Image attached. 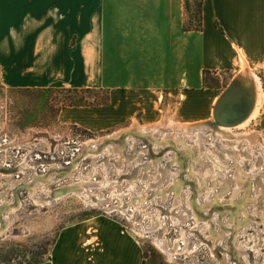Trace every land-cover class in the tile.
Listing matches in <instances>:
<instances>
[{
  "label": "rangeland",
  "instance_id": "374dc122",
  "mask_svg": "<svg viewBox=\"0 0 264 264\" xmlns=\"http://www.w3.org/2000/svg\"><path fill=\"white\" fill-rule=\"evenodd\" d=\"M237 76L210 75L220 93ZM253 78L264 91V71ZM47 89L0 82V264L47 261L62 228L93 217L133 234L143 264H264V100L232 128L172 111L148 123L126 108L114 130L138 122L150 137L89 146L112 131L60 124L59 111L69 100L108 105L110 91ZM152 134L182 140L156 145Z\"/></svg>",
  "mask_w": 264,
  "mask_h": 264
},
{
  "label": "crops",
  "instance_id": "0c3cea01",
  "mask_svg": "<svg viewBox=\"0 0 264 264\" xmlns=\"http://www.w3.org/2000/svg\"><path fill=\"white\" fill-rule=\"evenodd\" d=\"M185 2L0 0V82L110 91L108 105L59 111L60 124L92 131L130 129L114 130L126 108L148 123L170 111L210 121L222 93L204 86L205 70L264 71V0H204L202 30L185 29ZM50 256L40 264H143L136 237L103 217L62 228Z\"/></svg>",
  "mask_w": 264,
  "mask_h": 264
},
{
  "label": "bare ground",
  "instance_id": "6f19581e",
  "mask_svg": "<svg viewBox=\"0 0 264 264\" xmlns=\"http://www.w3.org/2000/svg\"><path fill=\"white\" fill-rule=\"evenodd\" d=\"M240 80H238V88L240 87V90H233L234 93H231L230 90L233 88H230L229 90H227L226 94L231 96V99L227 102H231L232 104L229 105V107L225 110V116H232L231 111V106L233 105H238V110L241 111V113L243 112V114L246 115L245 119L243 121H241L240 123L236 124V125H229L228 120L227 119H219L216 115L217 112H215V109L213 111V118L210 121L204 122V123H199L193 126H201V125H205L209 122L215 123L217 124V126L222 127V128H232V127H241L244 126L245 124H247L248 122H250L252 119H254L257 116V113L260 109V104H261V100H262V95H263V91L260 89V87H258V90L256 89V83H255V79L253 78V76L250 73H245L242 77L239 78ZM236 81V80H235ZM233 86V85H232ZM220 96L217 99L216 105H218L219 101H220ZM240 105V106H239ZM228 118V117H227ZM231 118V117H230ZM220 129V128H219ZM224 130V129H223ZM231 130V129H230ZM149 129H147V127L144 126H140V125H134L133 127H130V129H126V131H119L118 133L115 134H108L98 140H96V142L88 144L89 146L92 144H96L99 142H104V139H111V140H118L121 137H124L123 135H126L125 137H129V138H134L135 137V133H138L139 135H143L144 137L149 136L148 133ZM186 130H184L185 132ZM188 131V129H187ZM153 133V132H151ZM181 133V132H180ZM176 135V134H175ZM153 136V139L156 143V145H159L161 143H165L170 145L169 143L171 142H178L182 139L178 138V137H174V136H166L163 138H157L156 134L155 135H151ZM177 136V135H176ZM160 137V136H159ZM173 137V138H171ZM152 138V137H151ZM161 146V145H160ZM165 146V145H164ZM216 162V161H215ZM153 219V218H152ZM163 227V226H162ZM156 244L158 247L162 248L164 251L169 250L172 254H173V250L168 247L167 243L165 240L159 238L156 240ZM176 251V250H175Z\"/></svg>",
  "mask_w": 264,
  "mask_h": 264
},
{
  "label": "trees",
  "instance_id": "16d2710c",
  "mask_svg": "<svg viewBox=\"0 0 264 264\" xmlns=\"http://www.w3.org/2000/svg\"><path fill=\"white\" fill-rule=\"evenodd\" d=\"M203 4L204 0H186L185 2V9H186V21H185V29L186 30H202L203 28ZM213 72L209 70L204 71L203 75V80H204V86L213 88L212 82L213 79L210 77ZM66 91H80L79 89H65ZM45 90V89H44ZM47 90H57V88H49ZM84 90V89H81ZM86 90H91V89H86ZM102 104H107V103H102ZM64 106H87L86 104H81L78 100L77 101H71L65 103L62 107ZM51 256L48 255V259H50ZM42 261L40 260H35L32 263L29 264H40Z\"/></svg>",
  "mask_w": 264,
  "mask_h": 264
},
{
  "label": "water",
  "instance_id": "95a60500",
  "mask_svg": "<svg viewBox=\"0 0 264 264\" xmlns=\"http://www.w3.org/2000/svg\"><path fill=\"white\" fill-rule=\"evenodd\" d=\"M232 88L233 89L230 90L231 93H234L233 90H237V89L240 90V87L238 88L237 83L234 86H232ZM224 92L220 95V98L221 99L218 102L219 104L215 106V112H217V115L216 116L219 119H224V118L227 119L229 125H236V124L240 123L241 121H243L245 119L246 115L243 114V112L241 113V111L237 109L238 108V105L236 104V105L231 106V111L230 112L232 113V116H230L231 114L229 116L228 115L225 116V112H226L225 110L232 103L231 102L230 103L227 102V101H229L231 99V96L228 95V94H226V93H224ZM214 117H215V115H214Z\"/></svg>",
  "mask_w": 264,
  "mask_h": 264
}]
</instances>
